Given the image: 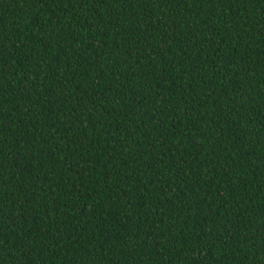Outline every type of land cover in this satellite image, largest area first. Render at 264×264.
I'll use <instances>...</instances> for the list:
<instances>
[{
    "label": "trees",
    "instance_id": "trees-1",
    "mask_svg": "<svg viewBox=\"0 0 264 264\" xmlns=\"http://www.w3.org/2000/svg\"><path fill=\"white\" fill-rule=\"evenodd\" d=\"M0 264H264V0H0Z\"/></svg>",
    "mask_w": 264,
    "mask_h": 264
}]
</instances>
